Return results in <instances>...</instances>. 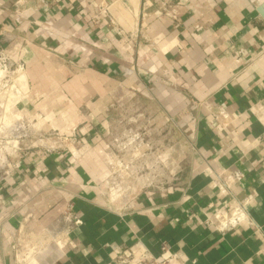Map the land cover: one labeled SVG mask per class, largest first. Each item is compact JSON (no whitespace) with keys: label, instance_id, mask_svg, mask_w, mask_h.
I'll return each instance as SVG.
<instances>
[{"label":"crops","instance_id":"0c3cea01","mask_svg":"<svg viewBox=\"0 0 264 264\" xmlns=\"http://www.w3.org/2000/svg\"><path fill=\"white\" fill-rule=\"evenodd\" d=\"M47 1L0 0V31L15 34L24 66L13 78L18 96L6 110L0 99V114L4 125L28 124L20 143L76 132L87 146L18 154L0 182V264H13L17 234L43 233L69 204L82 219L70 234L76 247L51 244L38 264H113L135 248L162 258V242L180 254L172 264H264V117L255 114L264 102V0H139L130 32L95 18L101 4L118 0ZM221 107L232 121L216 132L210 111ZM137 111L152 117L148 132L162 135L152 143L165 147L162 130L172 131L162 161L175 181L140 191L118 213L102 193L108 123ZM236 169L233 195L213 186ZM249 195L252 224H206Z\"/></svg>","mask_w":264,"mask_h":264},{"label":"built area","instance_id":"2783aa9c","mask_svg":"<svg viewBox=\"0 0 264 264\" xmlns=\"http://www.w3.org/2000/svg\"><path fill=\"white\" fill-rule=\"evenodd\" d=\"M23 1L27 2L29 0ZM38 2L45 6L49 5L47 0H38ZM111 5L112 3L101 4L95 18L98 19V15L101 14L115 23L114 18L109 13V7ZM160 7L163 10H169L174 18L175 15L171 13V11L174 12L171 2L162 1ZM14 41L15 34L13 35L10 32L0 31V69L5 72L4 76L0 78V96L5 93L4 88L9 84V91L13 94L9 99L18 96V89L14 87L13 78H18L20 73L24 70V66L15 59L18 46ZM6 108L4 106L3 110H6ZM210 112L213 116L212 126L216 132H221L226 124L232 121L230 114L222 107ZM255 114L257 117H264V102L257 105ZM0 116H2V114H0ZM111 118L112 119L108 123L110 128L109 142L104 149L106 164L109 168V176L107 177L105 188L102 193L107 208L121 213L131 210L132 201L140 191L148 189L164 191L170 189L175 179L174 172L165 166L164 160L162 161L163 152L166 147L156 145L152 143V140H148V137L153 134L147 131V129L150 128L149 126L154 124L151 116L144 114V112L137 111L128 116L117 114V116H111ZM143 118L145 119V123L133 127V125H136L137 122ZM168 121L169 118L166 119V122ZM3 124L2 117H0V129H4L5 131H2L4 134L7 132L8 135L2 136L1 138L6 139L3 142L8 145L10 149L7 150L4 156L7 160L5 167L1 166L0 160V182L6 176L13 165V161L17 159L22 149L29 150L41 147L48 151L51 150V146L39 143L37 140H35L34 143L19 142V140L23 139L25 134L32 133L27 126L28 124L25 125V122H23L21 118H17L16 122L12 125L7 126ZM11 127H15V129L11 130ZM20 129H24L22 131L23 134L19 133L21 132ZM164 129L162 130L163 133ZM45 135H47L48 138L43 137ZM41 138L60 142L61 144L58 145L59 147L65 146L72 152L82 153L84 147L87 146L86 143L78 140L76 132H73L69 137H61L54 132H50L42 135ZM13 140H15V142H13ZM258 140L259 139H256V142ZM167 141L169 142L168 139ZM1 146L3 147L2 144ZM152 146L157 148L156 151L152 149ZM241 180L242 173L240 170L236 169L218 175L212 184L214 187L220 188L222 193H231L233 195L232 188L240 183ZM251 197L252 195H249L247 198L237 201L225 213L215 210L213 218L207 219L205 221L206 224L214 225L218 231H224L240 223L252 224L253 221L246 210V205ZM233 210L237 211L234 221L226 224L221 223V218L229 217ZM81 223L82 219L74 212L73 205L69 204L64 208L59 218H57L50 227L43 230V233L31 235L24 241H21L20 236L17 234L16 239L18 240V246L15 248L13 264H38V254L51 244L60 249L69 245L75 248L76 246L70 239V234L72 230ZM161 251L164 256L159 258L153 256L146 248H135L132 249L127 256H120L113 264H172L175 260L180 258V254L171 251L165 242L161 244Z\"/></svg>","mask_w":264,"mask_h":264},{"label":"water","instance_id":"95a60500","mask_svg":"<svg viewBox=\"0 0 264 264\" xmlns=\"http://www.w3.org/2000/svg\"><path fill=\"white\" fill-rule=\"evenodd\" d=\"M124 2L123 0L113 2L109 7V13L124 32H130L134 27L135 19L139 17V0H131L132 3L129 4L131 12L130 9L126 8ZM258 11L264 18V2L260 4Z\"/></svg>","mask_w":264,"mask_h":264},{"label":"rangeland","instance_id":"374dc122","mask_svg":"<svg viewBox=\"0 0 264 264\" xmlns=\"http://www.w3.org/2000/svg\"><path fill=\"white\" fill-rule=\"evenodd\" d=\"M10 85H11V83H10ZM5 89V94H4V96L3 97H1V98H4L3 100H4V102H5V108L7 107V106H9V104L11 105L12 104V102H13V99H9V98H11V96H13V94H12V92L11 91H9V84L6 86V88H4ZM10 92V93H9ZM9 93V94H8ZM0 105H1V103H0ZM138 107H140V105H138ZM0 117H2V116H0ZM141 123H145V119L143 118L142 120L140 119L138 122H137V124L136 125H133V127H135V126H138V124H141ZM4 125V124H3ZM9 125H12V123H10ZM9 125H7V126H9ZM149 127H154L153 126V124L151 125V126H149ZM1 131H0V151L2 150V151H4L3 153H4V156H5V153L7 152V150H9L10 148L8 147V145H6L3 141H5L6 139H3V138H1L2 136H8L7 135V132H5V134H4V132L2 131L3 129L1 128L0 129ZM14 135V134H13ZM163 135H164V138H165V151L163 152V154L165 155V158H166V154H169V153H171L172 151H170L171 150V146H168V141H167V139H171L172 138V131H170V130H168L167 129V127L164 129V133H163ZM160 136H162V135H160ZM160 136H156V134L155 133H153L152 135H150L149 137H148V140H152V138L153 139H157L158 137H160ZM43 137H46V138H48V136L47 135H45V136H43ZM36 139H39V138H35V139H33L34 141L36 140ZM146 139V138H145ZM171 143V142H170ZM1 144L3 145V147L1 146ZM172 144V143H171ZM152 149H154V151H156V147L155 146H152ZM152 151V150H151ZM6 165V164H5ZM161 165V164H160ZM2 166V165H1ZM165 166H169V164H166L165 163ZM164 169H165V167H164Z\"/></svg>","mask_w":264,"mask_h":264},{"label":"bare ground","instance_id":"6f19581e","mask_svg":"<svg viewBox=\"0 0 264 264\" xmlns=\"http://www.w3.org/2000/svg\"><path fill=\"white\" fill-rule=\"evenodd\" d=\"M4 74H5V72H4V70H2V69H0V78L2 77V76H4ZM4 101V100H3ZM3 110V109H2ZM13 129H15V127H11V130H13ZM24 129H20V131L21 132H19L20 134H23L22 133V131H23ZM3 131H5L4 129H3ZM25 132V131H24ZM1 134V133H0ZM14 134V133H13ZM40 141V143H42V144H46V145H49V146H56V145H59V144H61L60 142H57V141H55V140H51V139H41V140H39ZM4 151H0V160H1V165H2V167H5L6 165L5 164H7V160L5 159V157H4V153H3ZM236 213H237V211L236 210H233V212L229 215V217H222L221 218V223H223V224H226V223H228V222H233L234 221V219H235V215H236Z\"/></svg>","mask_w":264,"mask_h":264}]
</instances>
